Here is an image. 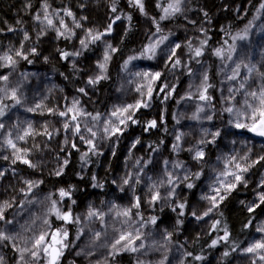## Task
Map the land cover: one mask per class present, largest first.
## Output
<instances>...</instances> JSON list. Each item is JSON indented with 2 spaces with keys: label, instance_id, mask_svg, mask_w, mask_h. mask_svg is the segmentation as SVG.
Instances as JSON below:
<instances>
[{
  "label": "trees",
  "instance_id": "trees-1",
  "mask_svg": "<svg viewBox=\"0 0 264 264\" xmlns=\"http://www.w3.org/2000/svg\"><path fill=\"white\" fill-rule=\"evenodd\" d=\"M245 1L247 0H194L190 6L192 13H195L194 19H189L183 12L161 19L165 15L163 8L171 0H143V12L135 0H0V56L7 53L15 60L13 65L0 61V76H7L6 69L12 71L14 68L15 71L12 72L18 82H27V75L30 79H35V76L41 77L39 81L44 79L41 85L44 88L55 83L58 91H66L72 97L78 94L80 97L83 112L91 114L78 115L76 122L84 120L82 125L85 129L92 128L95 132L97 126L103 127L109 119V127L121 128V133L111 136L100 129L95 138L86 131L89 137L85 140L93 139L95 143V149L89 151L90 146L85 145L73 132L72 125L76 122H71L70 117L75 113L67 117L60 116V111L51 104V100H36V106L24 102L17 107L11 94L4 101H1L0 96V107H3L5 112V115L0 116V123L4 125V128L0 129V159L4 145L2 139L9 133L6 129L8 123L17 134L20 130L23 131L19 121L23 114L33 118L36 125L28 138L22 140V145L15 143L16 149L35 167L23 163L21 159L15 161L18 182H12L14 186H10L5 200L14 199V206L29 205L34 215L35 212L39 213L38 205L42 201H55V206L52 203L48 219L52 229L56 230L62 220L56 217L53 208L65 212L58 192L60 189L71 191L74 204L69 208L73 216V222L68 224L66 244L69 250L67 249L68 252L63 255L59 264H77L79 261L81 264L82 261L89 264H136L135 255L140 250L133 252L125 249L123 245L126 241L116 244L121 234L128 233H132L131 247L137 248L140 243H144V248L150 252L149 257H161V264H234L239 252L252 240L257 224L264 218L263 205L256 207L257 200L264 193V189L259 186L264 173V160H260L261 156L248 167V172L242 174L243 180L231 191L223 194L225 199L217 201L218 206L213 208L209 215L207 227L202 231H195L189 224L191 208L193 203L201 200V190L207 183L210 164L219 156L220 150L214 147L216 143L210 145L204 151V158L197 160L186 153L177 155L173 147L179 94L183 86L196 76L197 64L201 60L209 63L207 80L202 77L200 82L198 79L200 92L195 94L196 91L192 90L193 98L203 104L208 102L216 112L214 121L222 128L228 126L220 108V57L215 55V49L224 48L225 55L228 56V46L235 45L232 58L235 57L237 46L231 37L243 31L261 4L260 0H248V6L239 15V6ZM45 5L53 12L63 13L64 16L66 10L72 12L73 15L66 18V27L62 25L66 31L63 36L56 33L60 19H57L53 26L39 25L36 16H44ZM113 7L115 11H112ZM117 16L120 19L117 20ZM129 17L131 19H128ZM79 22L81 26L77 27ZM119 23L120 30L116 27ZM107 24L113 25L117 33L115 38H108L102 47L92 38L85 40V45L77 43L76 32L79 29L88 31L91 28L94 36V31L108 28ZM71 31L74 32L73 35L70 34ZM153 39L167 40L169 44L160 51L157 48L159 54L155 52V57L149 59L147 54L142 56L141 53L148 45L153 44ZM204 41L207 43H202ZM224 41H227V44ZM21 43L20 49L25 50L27 59L23 58L24 55L15 56V48ZM177 44L180 45L179 48L175 47ZM29 45L36 51L29 52ZM197 48L202 50V55H195ZM105 52L110 57L107 61L104 60ZM63 53L69 55L65 58ZM76 53L78 55H74ZM129 57L137 59L129 61ZM176 60L180 61L178 65ZM142 61H147L149 67L142 69L143 72L161 73L158 80H153L151 75L144 76L142 81L137 77V73L141 74V71L136 70L135 66ZM80 63L85 66L95 65L98 72L94 80L97 76L104 77L94 84H89L92 85V92L88 94L79 92L84 86V74L78 66ZM101 63L105 64L103 70L99 67ZM129 66H134V69L130 67L133 69L130 82L123 74ZM261 74L258 68H254L250 73L244 94L236 100L241 112L246 111L242 108L245 94L255 91L257 83L264 84V76ZM85 76L88 78L87 71ZM149 83L152 87L150 100L147 99ZM12 90L13 88L9 89L10 93ZM15 90L18 91L16 88ZM44 90L46 95L48 90ZM202 94L211 99L201 100L199 97ZM27 95L28 93L22 95L20 100L27 99ZM16 98L19 99L17 92ZM142 98L149 106L140 107L135 111L134 119L137 123L128 121L126 125H119L117 119L110 116L112 111L136 104ZM50 109L53 111H49ZM97 113L100 114V120H93L92 117ZM13 118L17 120L16 123H10L9 119ZM153 120L156 121V126L150 127L149 122ZM66 122L70 123L67 130L63 127ZM68 132L72 133L67 135ZM65 140L68 143H65ZM220 140L222 141L223 137ZM72 143H75L76 148L71 146ZM85 153L87 155L81 159ZM159 154L167 163L163 161L149 180L147 162ZM133 156L136 159L142 157L143 163L134 166ZM65 160L68 161L66 165ZM179 164L184 165L188 171L184 173L183 170L182 177L177 182L183 192L180 198L175 197L178 190L177 187L174 188V179L172 184L167 182L170 170L176 169ZM57 172L61 174L56 175ZM185 176L188 177L187 180L184 179ZM124 179L129 182L125 184ZM23 180L32 182L28 194H23L19 184ZM11 181H15L13 177ZM187 184L194 187L188 188ZM167 189L172 190V194L175 193L170 201L174 202L175 210L163 203ZM157 192L160 198L153 200ZM137 198L139 207H136ZM181 203L185 204L184 209L179 208ZM249 208L254 210L249 211ZM129 209L130 214L123 215ZM90 210L103 215L89 218ZM76 217H79L78 222L75 221ZM153 217L156 218L155 223H152ZM19 219L23 221L24 217ZM225 229L228 232L226 240L221 239L225 235ZM96 233L100 234L99 238ZM137 233L139 239H136ZM8 236L12 239L0 243L7 253L9 264H13L20 253L17 249L21 246L14 242L15 236ZM34 240L35 237L29 244L30 249ZM213 240L218 241L215 246H212ZM113 244H116L115 248L112 247ZM24 247L28 248L26 245ZM73 249L78 256L72 252ZM195 257L202 259L197 260ZM40 261H44L43 254L39 264Z\"/></svg>",
  "mask_w": 264,
  "mask_h": 264
},
{
  "label": "rangeland",
  "instance_id": "rangeland-1",
  "mask_svg": "<svg viewBox=\"0 0 264 264\" xmlns=\"http://www.w3.org/2000/svg\"><path fill=\"white\" fill-rule=\"evenodd\" d=\"M194 0H183L181 4V13L183 12L184 15H186L189 19L195 18V13H192V10L190 8L191 3ZM248 0L243 2L238 9L239 15L245 10V8L248 6ZM260 3H264V0H260ZM260 6V5H259ZM67 11H65V16L63 13L59 12H53L49 8H47V12L49 14V17L53 20V23L57 20H63V22H66V18H70L69 15L66 14ZM58 15H57V14ZM56 14V15H53ZM76 20L78 21V18L75 16ZM80 21V20H79ZM39 25L43 27H49L44 21L43 17L38 20ZM252 27L249 28V38L247 40H235V44L237 46V53L235 54V57H233L231 60L225 57L219 59L218 61V71L219 76L221 78V113L226 117L225 122H228V126L225 128H222L219 126L217 121H214V115L216 114L214 108L208 103H201L193 98L194 94L193 91H196L195 94H199L200 87L198 86V79L200 82H202V77H205L208 70V62L206 61H199L196 68V73L194 77H192L188 84H185L179 94V103H178V110H177V128H176V137L179 136L180 140L177 141L175 137V148L174 151L177 155L181 156L186 154H189L190 156H195V152L198 150H202L203 152L210 146L214 145V147H217L220 150V154L217 158L214 159L213 163L210 164V174L207 179V183L203 185L201 190V200L199 202L193 203L194 206L191 208V213L193 211L196 212L197 216L202 217L201 219H197L192 214L189 219V224L192 226V229L202 231L204 228H206L208 223V217L212 213V203L208 199H204L205 196H213L216 195L213 189L219 187L221 188L220 194L223 195L225 193L223 187L219 184V179H224L225 183L233 182V177L229 176L227 178L219 177V174L225 170V166L227 164V161L230 157H235V161L233 164H228V170L229 171H237L234 167L235 163H239L242 168L244 167H251L253 161L258 158V156L264 155V137H260L256 135L255 133L249 132L246 129H237L234 127V123L236 122V115L234 114L237 110L241 112L239 109L240 107H237L236 100L244 94V89H239L240 83L246 84L248 82L250 73L248 72V69L245 67V65H248L249 67L258 68L260 72L264 73V10H260V7L258 8L257 12L254 14L252 20L250 21ZM249 23V24H250ZM58 24V22L56 23ZM247 24L246 27L249 26ZM79 25L81 26V23L79 22ZM84 25V24H83ZM120 25V26H119ZM116 27L118 30L121 28V24L119 23ZM58 31L56 32L59 35V32L66 33L64 27L59 22L58 24ZM108 26V24L106 25ZM112 26L111 32H107V28L100 29L98 31H94L95 35L98 33H104V35L95 42L96 44L99 42L100 47H102V44L107 42L108 38H115V35L117 33V29ZM245 27V28H246ZM243 29V31L245 30ZM91 29V28H90ZM93 30V29H91ZM243 31L239 34H243ZM77 43L79 45H82L80 43L81 40L89 41L91 37L88 35V31H84L82 29H79L77 31ZM71 35L74 34L73 31L70 33ZM160 39H153L152 42L155 43L156 41H159ZM24 42V41H23ZM168 41L167 40H161V43L158 45V51L164 49L167 46ZM85 45V44H84ZM22 46V43L18 45L15 49L16 52L19 51L25 56V50L20 49ZM32 45H29L27 48L29 52H32ZM82 47V46H81ZM84 48V47H82ZM156 48V52H157ZM15 52V56L16 55ZM159 54V52H157ZM22 55V56H23ZM19 57V56H17ZM6 62V61H4ZM240 64V68L236 70V64ZM76 64V62H75ZM79 68H82V72L84 74L83 80H84V86L82 87L85 91L81 93H89L92 92L91 86H89V79H93L95 75L98 72V69L95 68V65L93 66H85L83 63H80L78 65ZM134 69V66H129L126 68V70L123 71V74L127 77L128 81L131 80V72L132 68ZM148 67L147 61H142L137 66H135L136 70L141 71V75H137V77L142 81L144 78V75L142 69H146ZM12 71H15L14 68H12ZM9 69H6V72L8 73L7 81L2 80L0 82V89H3L4 91H0L1 101L7 100L10 97V91L9 89L15 88L18 90L17 97H19L20 103H15L17 107L19 105H23L24 102L28 105L36 106V100H40V102H44L45 100H51L52 105L56 106L58 108V112H62V110L72 107V102L78 101V107L83 110L82 103L79 101L80 97L77 95L70 96L66 91L60 90L58 91V87L55 85V83H51L50 87L47 86L44 88L42 85V82H44V79L41 80V77H36L35 79H30V76L26 75L27 82H18L13 75V72ZM87 71L88 78L85 76ZM237 71L236 79H230L232 77L233 72ZM135 72V71H134ZM203 75V76H202ZM125 77V78H126ZM247 77V79H245ZM37 79V80H36ZM122 84V80H121ZM120 84V86H121ZM140 85V84H139ZM138 85V87H139ZM264 85V84H262ZM257 83L255 91H258L259 88L262 86ZM46 92L45 95V90ZM80 92V89H79ZM27 95V99L22 101L20 98L22 95ZM30 94V95H29ZM118 95V94H117ZM36 96V99H34ZM33 97V98H32ZM114 107V105H113ZM112 107V108H113ZM233 108V112L230 113L226 111L227 108ZM242 108L245 109L244 101L242 102ZM199 109H203V111H199ZM57 113V112H56ZM211 117V119H208V117ZM198 117V118H194ZM10 123H16V119H9ZM19 121L22 125V130L19 131V134L16 133V131H13L9 127V123L7 124V137L5 136L2 139L3 145V152H2V159H0V173H3V175H0V208H3L4 213V219L0 220V231H3L6 235H13L15 236L14 242L19 244L22 249H26L24 245L28 246L27 249H30L29 244L34 237H38L41 234L49 233L55 231L52 229V226L49 221V217L51 214V206L52 203L42 201L39 206V213L35 212V215L33 214L31 208L29 205H18L14 206V199L5 200V197L10 190V186L13 188L12 182H18L16 179V173L17 168L14 165L13 161H17L16 158L17 155L23 157L25 159V155L22 156L20 151L18 149L10 147L6 141L8 139H11L13 143H17L22 145V140L25 138H28V135H24L26 131H29V125L31 126V132L35 128V124L33 121V118H31L29 115H22L21 118H19ZM84 120L81 122H78L81 127L80 134H75V136L79 137L82 135L84 139L88 138L87 132L85 131L84 126L82 125ZM246 122V121H245ZM103 127L97 126L96 127V134L97 131L100 129L102 130ZM198 130V131H197ZM219 132V136H214V133ZM72 132H68L67 135H70ZM11 134V135H9ZM19 136H24V139H18ZM223 137V140L220 139ZM220 140V142H219ZM200 141H204V143H200ZM85 145H88L85 143ZM25 152V151H24ZM26 154V152H25ZM246 158V159H245ZM20 160V159H19ZM22 160V159H21ZM143 158L140 157L139 159H136L133 156L132 163L134 166H139L141 163H143ZM165 162V159L162 158V156L156 155L155 158L149 162H147L146 169L148 171L149 180H151L152 174H154L155 171L160 167V165ZM178 161V160H177ZM140 163V164H139ZM249 165V166H248ZM173 166L175 167V163H173ZM172 169V168H171ZM184 170V173L188 172L184 165H178L176 169L170 170L171 179H174V182L176 183L177 187V194L175 197H181L183 194L182 190L179 189V185L177 184L178 180L182 177V171ZM248 172V171H246ZM245 172H240L239 174L242 175ZM248 175V174H247ZM243 176V175H242ZM12 177L15 181H11ZM167 177V174H166ZM165 177V178H166ZM11 178V179H10ZM182 181V179H181ZM26 180H23L22 183L19 182L21 189L23 190V194H28V188L29 184L26 183ZM12 183V184H11ZM259 186L264 189V173L259 181ZM122 187V186H121ZM123 189V188H122ZM68 191V190H66ZM59 193V192H58ZM171 193V195H169ZM260 193L261 190H260ZM165 201L163 202L164 205H168L171 208H175L174 202L172 201V197L175 194H172V190L167 189V192L165 193ZM60 196V195H59ZM60 200L62 202L63 210L65 212L71 211L69 208L74 204L73 199L70 195V197H64ZM219 200V197H217V201ZM257 203L259 206H262V215L264 217V203L260 202V198L257 200ZM9 206H5V205ZM257 204V205H258ZM12 208V209H11ZM209 208H212V211L208 213L207 216H204L203 213L208 212ZM14 209V210H13ZM61 213H64L62 211ZM72 213V212H71ZM133 213V212H132ZM134 214V213H133ZM38 215V217H36ZM24 217L23 221H21L19 218ZM47 219V220H46ZM207 220V221H206ZM210 220V219H209ZM11 221V223H9ZM44 221H48L47 224L44 223ZM70 222L61 221V225L58 229L66 230L68 232V224ZM264 228V218L257 224L254 236L252 240L248 243L246 247H248L252 242L255 240L264 239V233L259 232L258 229ZM193 230V231H194ZM68 238V237H67ZM67 239L64 241L66 244ZM24 242V243H23ZM104 242V241H103ZM141 244L144 245V243H140L137 248H139L140 251L145 252L146 249L141 247ZM67 245V244H66ZM31 246V245H30ZM59 247V246H58ZM146 247V246H145ZM18 248V249H21ZM68 245L67 247L62 249V254L59 258V263L63 257L64 254L68 252ZM36 251V250H35ZM138 252L135 255V261L136 264H161L162 258L159 257L158 259H151L150 252L146 251ZM73 253H75V249L72 250ZM6 251L3 250V246L0 243V257H3V264H9L7 260ZM41 254L44 255V261H40V264H48V257L47 254L43 252V250H39L38 255L36 257H33L30 252H24L23 253V260H21V253H19L18 258L16 261L13 262V264H39L40 256ZM76 256H78V253H75ZM259 255H264V252H261L259 254L256 253H245L243 250L239 252V256L235 259L234 264H264V261H261L259 259ZM81 256V255H80ZM79 256V257H80ZM84 257H81V260H83ZM97 261V260H96ZM74 262V261H73ZM58 263V264H59ZM75 263V262H74ZM96 264V262H94ZM77 264H81V262H77ZM82 264H89L85 261V263ZM91 264V263H90Z\"/></svg>",
  "mask_w": 264,
  "mask_h": 264
},
{
  "label": "snow or ice",
  "instance_id": "snow-or-ice-1",
  "mask_svg": "<svg viewBox=\"0 0 264 264\" xmlns=\"http://www.w3.org/2000/svg\"><path fill=\"white\" fill-rule=\"evenodd\" d=\"M183 0H171V2H169L167 4L166 7L163 8V12H164V16L161 17V19H165L170 15H175L176 13L181 12V4H182ZM136 5L139 6L140 10L143 12L144 10V4H143V0H135ZM45 7V12H44V16H43V21L49 25V26H53V20L49 17V14L47 12V5L44 6ZM260 10H264V3L260 4ZM116 9L113 7L112 11H115ZM67 15L72 16V12L71 11H67L66 12ZM58 15V14H57ZM205 15H207L205 13ZM37 20H40L41 17L39 15L36 16ZM116 19H120L119 16L116 17ZM128 19H131L130 17ZM61 25H64L63 20L60 21ZM80 25L77 24V27H79ZM252 27L251 23L249 24L248 27L245 28V30L243 31V34H237L236 36L231 37V39L233 41L239 39V40H247L249 38V28ZM112 30V26L111 24H109L108 28H107V32H111ZM159 26L157 25V31H159ZM264 30V29H262ZM60 36H63L64 33L63 32H59ZM88 35L91 36L92 40H98L100 39L104 33H98L96 35H92V31L91 29L88 30ZM27 33H25V39H27ZM166 39V37H165ZM80 43L82 45L85 44L84 40H81ZM159 43H161V41H156L153 44L148 45L144 52L141 53L142 56L147 54V58L149 59H153L155 57V52H156V48L158 47ZM202 43H207V41H204ZM225 44H227V41H224ZM109 48H111V45L108 46ZM176 48H179L180 45L177 44L175 46ZM36 49L33 48L32 52H35ZM112 51H116V49H112ZM228 56L227 58L229 60L232 59V54L235 52V45H229L228 46ZM17 56H22L23 54L19 51L16 52ZM64 57L66 58L69 53H63ZM74 55H78V53L74 54ZM172 55H175V51L173 50ZM195 55L196 56H200L202 55V50L200 48H197L195 50ZM215 55L218 57L223 58L225 55V50L224 48H217L215 49ZM24 59H27L26 56L23 57ZM109 55L107 52H105V56H104V60L107 61L109 59ZM133 59H137V57H129V61L133 60ZM0 61H6L8 65H13L15 64V60L13 59L12 56L8 55L7 53H5L3 56H0ZM128 61L125 62V66H127ZM177 65L180 63L179 60H176L175 62ZM100 69H104L105 68V64L101 63L99 64ZM245 67L248 69V72L251 73L254 70V66L253 67H249L248 65H245ZM240 68V64L237 63L236 64V70H238ZM137 75H141L140 73H137ZM143 75L145 77H148L149 75H151L153 80H158L161 76V73L156 72V73H143ZM236 75H237V71L233 72L232 77H230V79H236ZM262 76H264V73L261 74ZM104 77L102 76H97L95 78V80L93 79H89L88 83L89 84H94L96 82H98L100 79H102ZM8 77L7 76H0V80H4L7 81ZM205 80H207V76L204 77ZM247 79V77L245 78ZM245 88V84L242 82L239 85V89H244ZM163 90V89H161ZM0 91H4L3 89H0ZM85 90L83 88L80 89V92H84ZM137 91H139V89H137ZM204 91H207V88L204 89ZM152 96V87H151V83L148 84V91H147V99L150 100ZM11 97L13 99L16 100V103H20L19 99L16 98V91L12 90L11 92ZM245 99H244V106L246 111L245 112H240L239 110H237L234 114L236 115L237 119L236 122L234 123V127L237 129H246L249 132L255 133L256 135L260 136V137H264V85H262L258 91H252V92H247L245 94ZM201 100H210L211 97L207 96V95H200L199 97ZM79 102L78 101H73L72 102V107L67 108L66 111L60 112L59 115L62 117H67L69 116V114H72L70 119L71 122H76L78 115H91L88 113H84L82 109H80L78 107ZM149 105L148 103L145 102V100L142 98L141 100L137 101L136 104H129L123 108H118L115 111H112L110 116L111 117H115L117 119V122L119 125H126L128 123V121H131L132 123H137V121L134 119V115H135V111L138 110L140 107H144L147 108ZM6 107V106H5ZM39 107V106H37ZM28 111H34V109H28ZM49 111H53V110H49ZM199 111H203V109H199ZM226 111L232 113L233 112V108L229 107L226 109ZM5 115L4 112V108L0 107V116ZM194 118H198V117H194ZM93 120H100V114L97 113L96 116L92 117ZM208 119H211V117L209 116ZM246 121V122H245ZM111 124V120H107L104 123V126L102 128V131L106 134H109V136L111 135H116L118 133H121V128L120 127H116V126H112L109 127V125ZM149 126L150 127H155L156 126V121H150L149 122ZM64 129L67 130L70 127V123H64L63 125ZM73 127V132L74 134H80L81 132V127L80 124L78 122L74 123L72 125ZM4 128V125L2 123H0V129ZM31 126L29 125V131L25 132V136L31 134ZM85 131H87L88 133L91 134V136L93 138H95L96 136V132L93 131L92 128H86ZM11 135V134H9ZM220 133L217 131L216 133H214V136H219ZM18 139H24V136H19ZM80 139L88 144L90 146L89 151H93L95 149V143L93 139H88L85 140L84 137L81 135ZM177 141L180 140V137L177 136L176 137ZM139 141H137L138 143ZM6 143L12 147L15 148L16 145L13 143V141L11 139H8L6 141ZM65 143H68L67 140H65ZM200 143H204V141H200ZM73 148H76L75 143H72L71 145ZM135 146V145H133ZM174 148L176 147L175 145L173 146ZM87 155V153H85L84 155H82L81 159H84L85 156ZM205 153L202 150H198L195 152V156L194 159L197 160H202L204 158ZM17 159H22L23 163L28 164L32 167H35V165L31 164V161L27 160V159H23V157L17 155L16 157ZM235 157H230L229 160L227 161V164L225 166V170L223 172H221L219 174V177H223V178H227L229 176L233 177V182L230 183H225L224 179H219L218 178V182L219 184L223 187L224 191L227 193L229 191H231L233 188L236 187V184L241 182L243 180L242 175H240V172H246L248 171L247 167L242 168L241 165L239 163H235L234 167L237 171H229L227 165L228 164H233L235 161ZM246 159V158H245ZM260 160H264V156L260 157ZM13 163H15V161H13ZM68 163L67 160L64 161V164L66 165ZM167 163V162H165ZM255 163V162H254ZM60 172H57L56 175H60ZM0 175H3V173H0ZM197 176H199V173L196 174ZM185 180L188 179L187 176L184 177ZM129 182L128 179H124V183L127 184ZM168 184H172L173 181L171 179V174H169V178H168ZM29 184V186L31 187L32 182H26ZM188 188H192L194 187V185L192 184H187ZM214 192L216 193V195L213 196H205L203 197L204 199H208L211 201L212 203V208H215L218 206L217 204V197H219V200L222 201L225 199L224 195H221V188L217 187L215 189H213ZM174 191V190H173ZM59 195L61 198L64 197H70L71 195V191L68 190H64V189H60L59 190ZM169 195H171V193H169ZM160 198L159 193L157 192L154 196H153V200H157ZM260 202L264 203V193L261 194L260 196ZM53 206H55V201L52 202ZM74 203V201H73ZM5 206H9V205H5ZM136 207H139V198H137V203H136ZM185 204L181 203L179 204V208L180 209H184ZM256 207H259V204L256 205ZM212 208H209L208 212L203 213L204 216H207L209 212L212 211ZM53 210L55 211L56 217L58 219H61L65 222H73V216L71 211H67L64 213H61L59 209H56L55 207L53 208ZM175 210V209H174ZM254 209L249 208V211H253ZM130 214V209L126 210L123 215L128 216ZM194 217H196L197 219H201L202 217L197 216L196 212L193 211L191 213ZM102 213H99L95 210H90L88 212V217L91 218L92 216H100L102 217ZM4 219V213H3V208H0V220ZM155 217L152 218V223H155ZM75 221L78 222L79 221V217L75 218ZM9 223H11V221H9ZM45 224L48 223V221H44ZM217 223H219L217 221ZM213 227H215V224L213 225ZM259 232L264 233V228H260L258 229ZM97 238H99V233L95 234ZM68 237V232L66 230H62V229H56L55 231L51 232V234L49 235V233H44L39 235L37 238H35V240L33 241L32 244V249H36V251H33L32 249H17L18 252L21 253V260H23V253L24 252H30V254L33 257H36L38 255L39 250H43L44 253L47 254L48 257V264H57L59 257L62 254V249L67 247V245L64 243V241L67 239ZM132 237V233H128L127 235L121 234L119 239L116 241V244H120L121 241H126V243L123 245V247L129 251H138L139 249L136 247H131L133 241L131 239ZM228 237V232L227 229H225V235L224 237H222L221 239L226 240ZM79 238V237H77ZM139 233H137L136 239H139ZM12 239V237L6 235L3 231H0V241L3 240H10ZM218 243L217 240H213L212 241V246H215ZM116 244H113L112 247L115 248ZM59 246V247H58ZM15 247V245H14ZM141 247H143V245L141 244ZM243 251L245 253H256L259 254L261 252H264V239H260V240H255L254 242H252L248 247L244 248ZM189 255H191V253H189ZM225 255H228V253H225ZM195 259L199 260L202 259V257H195ZM259 259L261 261H264V255H259ZM0 264H3V257H0Z\"/></svg>",
  "mask_w": 264,
  "mask_h": 264
},
{
  "label": "water",
  "instance_id": "water-1",
  "mask_svg": "<svg viewBox=\"0 0 264 264\" xmlns=\"http://www.w3.org/2000/svg\"><path fill=\"white\" fill-rule=\"evenodd\" d=\"M60 258V257H59ZM59 263V260H58V262H57V264Z\"/></svg>",
  "mask_w": 264,
  "mask_h": 264
}]
</instances>
